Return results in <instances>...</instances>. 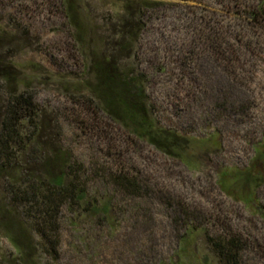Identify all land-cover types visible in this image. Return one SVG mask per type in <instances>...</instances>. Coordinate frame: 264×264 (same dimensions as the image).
Here are the masks:
<instances>
[{
    "label": "rangeland",
    "instance_id": "obj_1",
    "mask_svg": "<svg viewBox=\"0 0 264 264\" xmlns=\"http://www.w3.org/2000/svg\"><path fill=\"white\" fill-rule=\"evenodd\" d=\"M125 1L78 0L91 45L99 48L102 37L110 38ZM154 1L160 6L144 11L137 54L124 65L146 78L161 124L192 138L217 134L219 149L194 148L192 167L91 110L85 85L92 75L61 0H0V64L11 62L21 72L49 139L60 140L87 168H99L91 170V191L116 205L113 224L74 219L64 206L58 240L53 248L37 241L34 264H218L210 242L230 232L244 245L241 264H264V186L257 190L259 212L255 203L247 206L231 197L218 181L221 168L250 164L264 139V29L247 26L238 16L245 3L236 6L234 0L230 5L228 0ZM215 25L224 27L223 35L241 30L254 40L231 39L225 45L235 55L232 78L206 56L199 38L202 29ZM105 46L99 49L106 51ZM8 96L0 77V106ZM116 168L136 177L143 190L114 186ZM4 183L0 180V190ZM189 226L193 231L187 234ZM17 258L0 231V264H21Z\"/></svg>",
    "mask_w": 264,
    "mask_h": 264
},
{
    "label": "trees",
    "instance_id": "obj_2",
    "mask_svg": "<svg viewBox=\"0 0 264 264\" xmlns=\"http://www.w3.org/2000/svg\"><path fill=\"white\" fill-rule=\"evenodd\" d=\"M61 1L92 75L85 88L90 94L93 112L103 113L138 139L188 167L193 166L190 159L194 148L206 152L219 149L221 143L214 131L206 137L192 138L161 124L147 94L146 78L124 65L137 54L138 38L145 25L144 11L158 8L161 2L126 0L122 9L115 13L111 39L102 37L98 42V47L106 45L104 51L90 44V30L85 32L78 13V0ZM234 1L236 6L245 3L246 8L240 10L238 16L247 26L264 29V0ZM223 33L224 27L215 25L208 32L202 29L199 38L207 49L206 56L217 62L223 74L232 78L235 55L229 54L225 45L230 44L231 39L240 44L254 40L243 36L241 30L229 36ZM85 42H89L90 47H85ZM0 77L9 90L7 102L0 106V180L5 181L0 190V231L18 253L15 262L34 264L37 244L53 248L58 240V216L64 206L73 213L74 219L75 216L96 218L113 224L116 205L110 198L91 191V170L95 173L99 168H87L60 140L49 139V128L44 125L33 95L15 65L11 62L8 66L0 64ZM115 170L111 171L114 186L131 193L143 190L136 177H130L122 168ZM219 172L218 181L226 193L231 197L236 195L247 206L255 203L261 211L262 206L256 201L258 188L264 186V139L255 147V156L245 168L223 167ZM104 176L107 177L102 175V178ZM188 229L186 233L190 234L193 227ZM210 246L218 264H241L244 245L235 232L211 241Z\"/></svg>",
    "mask_w": 264,
    "mask_h": 264
}]
</instances>
